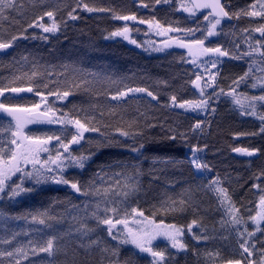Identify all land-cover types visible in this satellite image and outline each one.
I'll return each instance as SVG.
<instances>
[{"label": "trees", "instance_id": "obj_1", "mask_svg": "<svg viewBox=\"0 0 264 264\" xmlns=\"http://www.w3.org/2000/svg\"><path fill=\"white\" fill-rule=\"evenodd\" d=\"M184 0H170L169 3L155 4L154 0H19L17 10H8V19L0 24V39L7 41L11 36L19 38L13 44L11 53L0 56V87L14 86L40 87L57 114L67 113L70 118L89 121V127H99V132H86L77 147L70 148L73 155L90 156L83 169L67 166L63 177L78 181L82 188L93 182L97 188H112L107 197L82 195L70 185L36 184L24 181L23 187L33 189L9 199L7 190L0 200V252H15L22 248L27 259L20 256L0 257L2 264H109L111 252L118 250L120 264H152V257L143 256L126 245L113 241L107 226L99 224L105 215L116 219L104 209L116 207L120 217L125 212L132 217V208L144 212L150 218L162 202L168 200L188 201L183 212H157L154 219L166 224L183 227L184 252L174 251L167 243H158L153 248L165 251L163 264H227L228 261L248 260L260 264L264 253V223L260 231L250 217L259 208V198L264 195V105L257 103V115L241 114L239 106L232 98L221 94L210 102L215 111L205 110L203 114L183 111L173 106L171 97L177 104L200 99V90L192 81L196 75L204 73L193 64L187 52L173 47L166 53H150L146 47L147 31L142 26L132 27V37L136 41L128 44L122 39H114L110 33L125 26L114 15H131L139 20H156L161 25L181 29H197L194 35L183 31L174 33L185 42L199 39L208 23L205 15L195 17L182 13L179 9ZM255 0H226V10L230 13L259 11V5L252 9ZM89 7L105 8L109 11L89 12ZM148 4V7H143ZM52 11L60 30L44 33L41 28L28 27L45 12ZM72 12L77 19H71ZM50 25L47 16L42 21ZM146 24V23H145ZM264 25V16H244L222 21L218 35L205 41L206 47H221L229 56L221 57L217 64V79L213 88L206 89L211 95L223 88L225 92L234 87L233 81L244 76L251 66L252 72L241 82L237 93L246 96L264 95V86L257 85V78L264 77V36L254 29ZM47 37L42 39L40 37ZM27 37V38H25ZM37 37V38H33ZM257 41H260L257 44ZM251 45V48L249 47ZM249 51L251 55H245ZM240 57V58H234ZM213 59L215 57H212ZM209 60V58H207ZM206 60V61H207ZM37 73L31 80L33 73ZM204 78V77H203ZM143 88L152 92H128L120 99L112 96L127 89ZM71 91L65 101L48 95L50 91ZM34 92L8 93L1 102L10 105L31 106L39 103L40 97ZM9 119H0L7 126ZM201 122V128L192 130ZM122 129L143 135L122 137L116 131ZM30 134L43 137L60 135L67 142L75 134L73 125L35 124L26 128ZM175 135L176 139L167 137ZM8 133L0 134L7 143ZM111 142L112 146H108ZM53 145L56 141L52 142ZM144 144L139 152H132V146ZM201 151L196 154L207 164L198 174L190 163L192 148ZM258 149L250 157H240L233 149ZM139 175H136V173ZM116 173H123L117 176ZM99 174V177H97ZM133 176L138 181V190L126 198L120 194L113 180L121 182ZM219 178L221 186L228 190L231 201L239 208L243 218L240 225L233 226L220 205L215 192L210 190L212 181ZM12 182H19L14 179ZM11 182V183H12ZM260 185V189L254 187ZM100 205L97 208V205ZM96 216H93V213ZM47 213L40 224L32 219ZM127 217V218H128ZM193 220L197 223L188 231ZM223 222V223H222ZM254 235L247 241L253 255L239 247L242 242L238 232ZM86 229L94 231L86 232ZM55 237L53 256L33 249H39L47 240ZM198 237V238H197ZM92 241H98L92 244ZM254 245V248L252 247ZM109 251L105 252L103 249Z\"/></svg>", "mask_w": 264, "mask_h": 264}, {"label": "snow or ice", "instance_id": "obj_2", "mask_svg": "<svg viewBox=\"0 0 264 264\" xmlns=\"http://www.w3.org/2000/svg\"><path fill=\"white\" fill-rule=\"evenodd\" d=\"M82 2V0H81ZM169 3L170 0H154L155 4L160 3ZM143 3V0H141ZM259 5V11H243L230 13L226 10V4L222 3L221 0H191L188 4H182L181 7L185 12H188L192 15H195L196 11L201 9H210L203 19L208 23L205 25L203 30V36L199 39H192L185 42L183 39L176 37L163 41V46L159 48H154L155 51H163L166 48L172 47L173 44L180 48L188 49L189 56H192V63H196L197 59L208 54H214L215 58H209L207 61H202L198 66H202L207 72V79H203L204 73L196 75L195 80L192 81V84L200 90V99L196 101L188 100L177 104L176 97L172 96L171 101L173 106H178L181 109H189L192 111L196 110H211L215 111L214 108L210 107V102L215 98H218L221 94L229 96L232 98V101L235 105L239 106L241 109V114H250L253 116L257 115L256 104L260 103L264 105V95L259 96H246L237 93V88L241 82L246 81L249 74L252 72L251 66L249 67L248 72L244 76L238 77L233 81L234 87H230L229 91L225 92L223 88H220L218 92H213L211 95H205L206 89L213 88L215 86L216 76L219 74L211 72V68H216L217 64L220 63L221 57L229 56V52L222 50L221 47H206L205 41L214 35H218L217 27L221 24L222 19L224 18H239L241 14L244 16H264V0H255V3L252 4V9H255ZM19 0H0V24L4 20L8 19L7 12L8 10H17L19 7ZM83 7L89 12H104L109 11L105 8H95L89 7L88 4H83ZM143 7H148V4H143ZM47 16L52 23L50 25H45L40 23L44 17ZM69 18L77 19L72 12L68 13ZM211 17V19H209ZM114 19L122 21H136L137 17L134 14L131 15H114ZM141 24H148L150 28L156 30V34L160 36H167L169 33L175 32L180 33L184 32L186 35H194L197 29H181L179 27H172L169 25L165 27L156 20H139ZM28 27H38L43 30L44 33H56L60 30V25L56 23L54 19V13L52 11L45 12L42 16H39L36 21L29 23ZM131 29L125 25L121 29H117L110 33L112 37H123L124 39H129V32ZM254 31L259 32L261 36H264V25H261L259 28L254 29ZM19 37L16 35L11 36L7 41L0 39V51L12 48L14 42ZM27 38V37H25ZM34 39L37 37H33ZM42 39H47V37H40ZM136 43L135 40L131 41ZM260 41H257L259 44ZM251 48V45H249ZM252 52L249 51L245 55H251ZM264 55V53H261ZM240 58V57H234ZM210 65V67H209ZM261 71H264L262 69ZM37 73H33L32 77H29L31 80L35 77ZM264 86V77L257 78L256 83L252 84L253 88H256L257 85ZM36 90L34 92V87L29 85L27 87H14V86H5L0 87V97H3L6 92L20 93V92H34V94L40 97L39 103L32 104L31 106H21V105H10L4 102H0V119L8 120L7 126L0 124V134L5 132L8 133L7 143L5 144L3 139H0V194L5 193L7 190L9 199L17 197L25 192H31L33 189L23 187L25 179L34 180L36 184H43L48 182H53L56 184H65L70 185V187L75 190L77 193L82 195H95V196H104L107 197L108 193L112 191V188H97L93 182L82 188L78 181H70L63 177V171L67 166H76L81 169L85 167V162L89 160L90 156H76L73 155L70 151L71 145L79 144L80 141L84 138L85 132H99V127H89V121L82 122L80 119L70 118L67 113L57 114V110L53 108L52 105L47 103V96L44 92L40 91L39 88L43 87L48 88V84H37ZM128 92H147V95L153 99H157L152 92L147 89L137 88V89H127L126 91L118 92L116 95L112 96L113 100L120 99L128 94ZM71 91H50L48 95L55 96L58 100H63L71 95ZM42 105L44 106L42 108ZM264 121V115L259 117ZM33 123H47V124H62V125H73L76 129L75 134L71 135V138L65 142L61 139L60 135L45 134L43 137L30 134L26 131V128L29 124ZM201 128V122H197L193 126V131ZM122 137H135L137 135H143L141 132L131 133L129 131H124L122 129L116 130ZM261 132H264V127L260 129ZM168 139L175 140L176 136L171 135L167 137ZM53 141H56V144L53 145ZM108 146H112V143L109 142ZM144 144L140 143L138 146H132V152H139L143 149ZM201 151L198 147L192 148V158L190 163L194 166L195 169H207L208 165L202 163L199 158H197L196 153ZM235 152L243 153L248 156L254 155L258 149L249 150L247 148H235ZM42 154H47L43 156ZM19 182H12V177L17 176ZM117 176H123V173H116ZM136 175H139L138 171ZM264 175V174H262ZM98 178L99 174H97ZM121 182L119 180H113V185L116 186L117 190L125 198L135 193L138 190V181L135 180L133 176H128L125 178L123 187H120ZM210 190L216 193L219 203L225 208L226 214L230 218V223L235 225H240L243 222V218L239 216V208L231 201V197L228 194V190L221 186V181L219 178L212 181L209 186ZM254 187L260 189L259 184H255ZM264 192V189H260ZM3 195H0V199H3ZM188 201L181 199L179 201L168 200L162 202L160 208L155 209L152 213V217L144 215L143 211H140L136 208H132L131 214L140 217L141 219L134 220L136 227H130L128 221L129 213L125 212L124 217H120L118 214V209L116 207L105 208V214L108 212L116 215L115 221L110 216L105 215L103 219L99 216H96V213H93V216H96L99 224L108 225L107 232L112 239L119 240L121 245H133L139 253H148L152 257V264H163L165 261V251L155 250L152 246V242L157 239V237H164L166 240L171 242L172 248L177 249H186L187 245L182 241L181 237L184 234V228L178 227L176 224H164L163 220L157 222L154 217L157 212L168 213V212H183L186 210ZM100 205H97L99 208ZM259 208L260 211L256 213L255 216H251V221L256 225V231H260L261 223H264V195H261L259 198ZM47 213H41L39 216H33L32 219L40 224H45L46 220L41 218L46 216ZM197 223L196 220H193L190 225H188V231H191L193 225ZM223 223V222H222ZM117 225H123L122 229H119L117 234L113 235V229ZM94 231V229H86V232ZM245 233L248 237L254 235V232H248L245 227L244 232H238V235L241 237L242 242L239 244V247L243 250V253H247L248 257L253 255L251 248L248 246L247 241L244 240ZM198 238V237H197ZM55 237L46 241V243L39 247V249H33L35 254L37 251L47 253L49 256H53L56 251H59L58 248L54 249ZM92 244H97L98 241H92ZM254 248V245H252ZM103 251H109L107 248ZM113 259L109 261V264H120L118 258V250L113 249L111 252ZM13 257L20 256L23 259H27V253L24 252L22 248H16L15 252H0V257ZM2 264V262H0ZM15 264H20V260L16 259ZM227 264H242L240 260L228 261ZM248 264H256V261L249 259ZM260 264H264V253H262Z\"/></svg>", "mask_w": 264, "mask_h": 264}, {"label": "rangeland", "instance_id": "obj_3", "mask_svg": "<svg viewBox=\"0 0 264 264\" xmlns=\"http://www.w3.org/2000/svg\"><path fill=\"white\" fill-rule=\"evenodd\" d=\"M185 1V2H184ZM183 2V4H188V3H190L188 0H184ZM179 9H180V11L182 12V13H184V14H186V15H188V16H191V17H195V15H196V13H195V15H192V14H190V13H188V12H185L184 10H183V8L181 7V6H179ZM209 19H211V17H209ZM221 23H222V21H221ZM124 24L125 25H127L130 29H131V31L129 32V39H124L123 37H120V36H117V39L119 38V39H122V40H124L126 43H128V44H134V43H132L131 41L132 40H134V38L132 37V33H133V28L132 27H134V26H142V27H144L145 29H146V31H147V34H146V36L148 37V39H146V47H147V50H149V52L150 53H156V54H160V53H166V52H168L169 50H171V49H173V47H175L176 45L175 44H173V46L172 47H169V48H166V49H164L163 51H155V50H153L154 48H159V47H162L163 46V41H165V40H167V39H169V37H172V38H176V37H174L175 35H174V33L175 32H172V33H169L167 36H160V35H157L156 34V30L154 29V28H150L149 27V25L148 24H141V23H139V22H136V21H125L124 22ZM220 26H221V24L217 27V31H218V29L220 28ZM217 35H214V36H212V37H209L210 39H213V38H215ZM114 39H116V37H114ZM178 47V46H177ZM186 52H187V54H188V56H189V53H188V49H185V48H183ZM190 57V60H192L193 59V57L192 56H189ZM212 57H215V55L214 54H208V55H206V56H202V57H199L198 59H197V62L196 63H193V64H197V66L199 65V64H201V62L202 61H206L207 60V58H212ZM209 67H210V65H209ZM216 68H217V66H216ZM216 68H211V72L212 73H214V71L216 70ZM198 69L200 70V69H202L203 70V72H204V78L201 80V84H203V82H204V80H206L207 79V72H205V69H204V67H202V66H198ZM216 79H217V76H216ZM216 82V81H215ZM8 93H5V95L4 96H6ZM3 96V97H4ZM3 97H0V102H1V99L3 98ZM67 98H65V99H63V101H65ZM47 103H49V100H48V98H47ZM44 106L42 105V108H43ZM179 108V107H178ZM179 109H181V108H179ZM181 110H183V111H191V112H195V113H198V114H203L204 112H205V110H196V111H192V110H189V109H181ZM7 119H9L10 120V118H7ZM35 124H37V123H33V124H29L28 126H27V128L29 127V126H33V125H35ZM50 125H55V126H59V125H61V124H50ZM86 134V132L84 133V135ZM83 140V139H82ZM82 140L80 141V143L82 142ZM79 143V144H80ZM79 144H73V145H71V148L72 147H77ZM235 154L236 155H238V156H240V157H250V156H248V155H245V154H243V153H239V152H235ZM45 155H47V154H42V158H43V156H45ZM196 156H197V154H196ZM190 158H192V154H191V156H190ZM197 158H198V156H197ZM66 169V168H65ZM65 169H64V171H65ZM196 170V172L198 173V174H202V169H200V170H197V169H195ZM63 171V172H64ZM18 176H20V174L18 173L17 174V176H13L12 177V181L14 180V179H16ZM12 181H10V183L12 182ZM25 181L26 182H35L34 180H31V179H25ZM49 184H52L53 182H48ZM44 184H46V183H44ZM57 185H64V184H57ZM56 185V186H57ZM65 186V185H64ZM4 194V193H3ZM3 194H0V195H3ZM1 200V199H0ZM137 219H141L140 217H138V216H135V215H133L132 217H128V221H129V226L130 227H136V225L134 224V220H137ZM115 221V220H114ZM164 224H166V223H164ZM107 226V228L109 227L108 225H106ZM123 228V225H117L116 226V228H114L113 229V235H115V234H117V232H118V230L119 229H122ZM184 236H185V231H184V234H183V236L181 237V239H182V241H183V238H184ZM111 237V239H112V236H110ZM113 241H117V242H119V240H114V239H112ZM158 243H167V244H169L170 246H171V242L170 241H168V240H166L164 237H157V239L156 240H154L153 242H152V246L154 247L156 244H158ZM126 246H128V247H130V248H133L135 251H137L138 252V250L133 246V245H126ZM172 248V247H171ZM174 251H177V252H184L185 251V249H183V250H181V249H177V248H172ZM139 253V252H138ZM139 254H141V255H143V256H148V257H151L150 256V254H148V253H139Z\"/></svg>", "mask_w": 264, "mask_h": 264}, {"label": "water", "instance_id": "obj_4", "mask_svg": "<svg viewBox=\"0 0 264 264\" xmlns=\"http://www.w3.org/2000/svg\"><path fill=\"white\" fill-rule=\"evenodd\" d=\"M191 2V0H189ZM226 0H221L222 3H225ZM211 10L210 9H201L199 11H196L197 13L201 14V15H206L208 12H210ZM222 20H231L229 18H224ZM13 50V47L12 48H9V49H6L4 51H0V56H4V55H7L9 53H11ZM55 185H57L56 183H54Z\"/></svg>", "mask_w": 264, "mask_h": 264}]
</instances>
